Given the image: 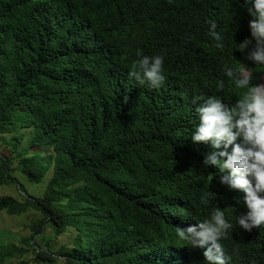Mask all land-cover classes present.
<instances>
[{"label": "trees", "instance_id": "obj_1", "mask_svg": "<svg viewBox=\"0 0 264 264\" xmlns=\"http://www.w3.org/2000/svg\"><path fill=\"white\" fill-rule=\"evenodd\" d=\"M242 3L0 0V184L22 193L0 195V212L41 214L26 247L0 244V264H208L176 229L215 210L233 223L221 240L229 264H264V225L239 228L244 193L218 183L225 173L202 165L210 143L191 139L193 97L234 104L264 81V65L246 58L254 42L239 50L251 34ZM138 51L164 56L161 87L130 77ZM225 64L251 85L236 86ZM15 169L36 184L51 174L34 195ZM44 226L69 244L55 249Z\"/></svg>", "mask_w": 264, "mask_h": 264}, {"label": "clouds", "instance_id": "obj_2", "mask_svg": "<svg viewBox=\"0 0 264 264\" xmlns=\"http://www.w3.org/2000/svg\"><path fill=\"white\" fill-rule=\"evenodd\" d=\"M241 3V0H239ZM243 8L251 17L248 27L251 39L245 38L238 44L239 50L256 65H264V0H243ZM209 33L214 38V47L224 48V36L216 31L217 22H208ZM138 59L129 72L139 84L159 88L166 80L164 56L145 55L137 52ZM225 75L236 86L251 85V76L238 73L233 67L224 65ZM223 87V81L218 85ZM195 113L199 123L191 133L193 142L210 143L202 165L215 166L219 173L215 178L228 190L244 193L243 203L247 211L235 215V223L246 231L264 225V84L250 86L248 93L234 104L210 95L200 102L193 97ZM233 229V223L226 218L225 212L215 210L198 223L177 227L176 235L186 241L193 249L202 250L208 264H229L221 240Z\"/></svg>", "mask_w": 264, "mask_h": 264}, {"label": "rangeland", "instance_id": "obj_3", "mask_svg": "<svg viewBox=\"0 0 264 264\" xmlns=\"http://www.w3.org/2000/svg\"><path fill=\"white\" fill-rule=\"evenodd\" d=\"M251 39V34L249 36ZM264 84V81L263 83ZM12 135H4V140H9ZM25 144V140L20 142V147ZM8 149V148H6ZM4 148V150L6 151ZM51 153V149H47L46 152L42 153L41 155H48ZM13 165H16V160H13ZM51 174V170L48 171L47 175L42 179V181L38 184L28 181L17 169L13 171L14 177L21 183L25 190L34 195H40L47 179ZM19 189L17 183L11 182L7 184H0V195H12L17 199H22V193H19ZM41 214L37 210L29 209L28 211L20 214V215H11L6 213L5 211L0 212V244L7 245V244H16L18 247H26V244L22 241L23 238L29 237L31 233V223L35 218L40 217ZM43 233L46 238H51L53 245H55V249H57L58 245L60 244H69L68 234L62 233L57 235L56 237L53 236V232L50 227L44 226ZM42 247H45L43 241H40ZM31 253H26L25 258H30ZM14 261V259H13ZM29 264H43V263H36L30 261ZM57 264H62L60 261H57Z\"/></svg>", "mask_w": 264, "mask_h": 264}]
</instances>
